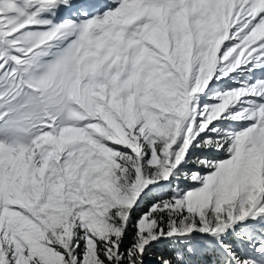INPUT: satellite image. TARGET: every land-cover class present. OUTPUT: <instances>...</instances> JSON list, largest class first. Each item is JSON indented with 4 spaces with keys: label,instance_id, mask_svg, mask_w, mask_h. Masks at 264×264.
<instances>
[{
    "label": "snow or ice",
    "instance_id": "snow-or-ice-1",
    "mask_svg": "<svg viewBox=\"0 0 264 264\" xmlns=\"http://www.w3.org/2000/svg\"><path fill=\"white\" fill-rule=\"evenodd\" d=\"M0 264H264V0H0Z\"/></svg>",
    "mask_w": 264,
    "mask_h": 264
}]
</instances>
